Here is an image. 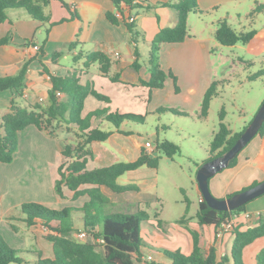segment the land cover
<instances>
[{"label": "crops", "instance_id": "1", "mask_svg": "<svg viewBox=\"0 0 264 264\" xmlns=\"http://www.w3.org/2000/svg\"><path fill=\"white\" fill-rule=\"evenodd\" d=\"M167 1L169 0H141L130 12L137 30L142 35V42H148L149 48L150 40L160 28L173 26L177 21L176 11L160 4ZM234 1L239 0H197L201 12L189 13L187 17L189 35L181 42L163 43L159 50L161 69L171 71L175 80L166 77L162 88L152 89L140 84V79L148 80L150 77L148 59L142 61L139 56L140 68L136 70L132 66L135 59L134 45L129 42L128 31L124 22L120 18L117 24H113L106 18L107 11H114V4L111 0H64L75 9L79 18H71L68 9L61 4L60 0H51L45 9V12L49 13L50 16L49 22L30 18L25 11L20 9L10 10L8 19L0 24V37L10 36L9 43L0 45V76L14 74L25 60L32 59L27 69L26 85L22 95L15 97L14 92L0 91V119L10 111L13 98L20 107L29 106L36 102L43 106L48 104L50 80L49 74L43 68L47 69L50 74L61 76L76 71L81 83L88 82L96 90L109 97V102H105L88 95L84 100L81 111L82 117L94 109L101 108L108 109V112L153 114L157 112V108L161 107L159 103L162 99H171L173 95H178L188 105L191 104L187 108L195 109L210 85L208 73H204L210 48L218 44L214 38L215 31L212 32L210 29L207 32L203 29L207 22L206 18L202 19L201 16L210 15L221 4ZM147 7H152L153 11L144 13L140 11L141 9L151 10ZM191 14H198L199 17L195 19V15ZM72 41H76L77 44L72 50H69L68 45ZM140 42L141 40L137 43V48L141 55L142 43ZM33 45H37L38 50L33 49ZM143 45L146 46V44ZM56 51H60L61 54L53 61L52 54ZM80 51L83 53L81 59L76 62L73 61V57L78 55ZM91 51H102L107 54L112 61L110 73L114 74L119 71L121 81L112 82L102 76L98 72L96 63L91 64L87 70H83L84 54ZM38 98H41L42 101H38ZM97 119L105 121L103 116L93 117L91 119L92 127L96 126L95 120ZM59 123L62 125L53 133H49L46 129H38L34 125H28L23 130L18 131L17 149L13 153L12 161H0V234L9 246L18 249L19 253H35L37 260L41 257H53L52 242L44 238L47 230L41 221L37 220L31 226H27L22 221L23 215L19 208L21 204L38 202L51 208L60 209L73 202L76 204L73 207L80 209L88 199L86 194L72 199L73 193L67 188L63 189L65 195L63 199L55 193L58 198L54 202L55 205L41 198L43 185L40 149L45 147L55 153L54 158L50 161L52 174L49 183L53 187L55 179L59 177L57 168L63 158L61 151L65 142L69 143L59 139L57 134L66 130L65 127H70L72 132L75 130L77 132L74 124H66L64 121ZM121 126L122 124L120 125L121 130L132 133L125 135L116 130L114 126L108 127L107 130H110L111 134L106 140L92 142L86 147L91 151V156H87V169L119 161L133 160L138 157L142 147L150 156L156 155L146 150L145 137L139 131L124 129ZM230 129L233 132L241 130ZM73 140L75 142L78 139L73 138ZM37 142L40 145H37ZM199 166L200 164L197 165V168ZM32 168H38L34 174H32ZM157 171L158 167L141 166L118 177L117 182L119 184L136 185L137 189L115 192L104 185L99 187L101 193L109 200L104 208L111 205L119 213L146 211L149 218L141 222L140 234L142 227L147 226V231L156 233L155 239L164 238L165 234L162 231L165 229L169 231L170 228L168 225H162L164 221L162 218L164 215L163 205L160 209L156 208L153 212L149 211L151 203L158 201ZM263 178L264 134H256L237 154V162L234 166L223 168L209 179V189L215 197H227L229 193L240 191L252 182L260 181ZM192 182L193 189L197 193L198 208L201 193L196 179H193ZM93 186L92 184H83L79 186V189ZM263 212L264 199L237 212L235 227L243 230L256 224L259 219H263ZM244 213L251 214V220H247ZM11 216H14L15 219L8 220L7 218ZM78 218H80V225L74 226L78 229L77 233L84 231L82 229L83 213ZM151 221L153 223H150ZM189 222L191 221L186 220L185 223H178L175 226L179 238L183 237L184 242L181 244L178 240L173 245V250L180 249L186 255L189 254L192 250L190 230H194L199 234V244L204 253L212 246L215 248L217 259L223 255L229 256L234 238L233 232H223L219 235L214 225H201L195 221L188 226ZM11 224L15 226L16 230L11 227ZM76 235L75 239L78 240ZM85 241L91 242L93 239L87 235ZM94 241L101 243V238H96ZM37 245L42 248V252ZM262 248H264V235L243 248V263L257 264L256 256ZM163 249L170 250L167 246L159 243L155 248L149 246L148 251L142 247L140 257L143 261H149L146 257L150 255L153 261L170 264L171 261L163 254ZM37 260H34L33 264H36ZM227 264H233L232 260L229 259Z\"/></svg>", "mask_w": 264, "mask_h": 264}, {"label": "trees", "instance_id": "2", "mask_svg": "<svg viewBox=\"0 0 264 264\" xmlns=\"http://www.w3.org/2000/svg\"><path fill=\"white\" fill-rule=\"evenodd\" d=\"M51 0H0V24L8 19L10 10L23 9L30 18L41 22H49V13L45 9ZM114 4V11H107L106 18L109 22L117 24L121 18L127 31L128 39L134 45L135 59L132 66L139 70V51L137 43L142 40L141 33L137 30L136 24L129 21L130 12L134 8V0H111ZM61 4L68 9L71 18H79L75 9L70 7L64 0ZM164 6L173 8L176 11L177 21L175 25L163 27L158 30L150 40L149 48V72L148 80L140 79V84L149 89L162 88L166 77L175 80L171 71L165 73L160 67L159 50L163 43L181 42L188 35L187 17L191 12H201L197 0H169L160 3ZM152 9V7H147ZM258 9H264V4H260ZM256 35V30L237 31L228 25L225 19L218 21V26L214 32L215 40L224 46H232L236 43L247 44ZM10 42V36L0 37V45ZM76 41L68 45L72 50ZM61 54L56 51L52 54V60ZM85 55L83 70L96 63L98 72L112 82L121 81L119 71L110 73L112 61L110 57L102 51H91ZM83 53L73 57V61L81 59ZM32 58L25 60L19 69L11 75L0 76V91L9 90L15 93V97L22 95L26 85V73ZM49 74L50 87L48 89V104L43 106L34 103L29 106L20 107L11 100L10 111L0 119V161L11 162L13 153L17 149V132L23 130L28 125H34L38 129H48L55 122L64 121L66 124H74L77 135L80 139L75 143H66L61 151L62 162L57 168L58 178L54 181V191L60 198H65L63 189L72 191V199L86 194L88 196L80 208L83 213L82 229L93 240L101 238V243L95 241H78L72 237L75 227L69 223L71 211L74 207L66 206L60 209L51 208L38 202L22 203L20 212L22 221L27 225H33L37 220L41 221L47 232L44 238L52 242L53 257L38 259L36 264H161L153 260L143 261L142 239L140 234L141 222L149 218L146 211L141 210L135 213H105L104 206L109 203L108 198L101 193L99 187L104 185L115 192L137 189L136 185H121L117 179L122 174L130 170H135L141 166L157 168L161 156L159 154L150 156L142 147L137 158L129 161L114 162L109 165L87 169V156H91V151L86 148L89 144L96 141H104L111 134L110 130H103L97 126H91L93 117L103 116L110 122L116 130L129 135L131 131H123L120 125L124 121L143 123L144 114L132 112L110 111L108 109H94L85 116H81L84 100L88 95H92L98 100L109 102V97L96 90L90 83H81L76 71L68 72L66 75H54L43 68ZM216 83L212 82L204 92L200 103V116H206L211 99L216 95ZM169 111L181 114L174 108L159 107L157 112ZM225 111L221 109L217 130L213 135L209 147V156L203 161H208L214 157L221 156L237 140L246 125L239 131L233 132L223 121ZM259 135L264 134V121L258 130ZM156 149L163 152L166 158H171L178 152L179 147L176 143L164 139L156 142ZM237 162V155L230 160L227 167H232ZM252 182L250 185L256 184ZM92 184L93 187L79 189L80 185ZM231 195V194H230ZM229 196V195H228ZM185 212L188 210L189 202L186 197ZM247 204V203H246ZM242 205L231 211H221L211 208L201 196L198 202L195 218L201 225H214L217 229L222 222L232 214L244 210ZM8 220H14L11 216ZM186 218L182 216L178 219L179 223H185ZM11 227L16 230L15 226ZM234 234L229 256L223 255L217 259L215 248L210 247L204 253L199 244V234L190 230L192 237V250L189 254H183L179 250L163 249V254L170 259V264H227L229 259L233 264H244L242 260V250L245 246L252 243L256 238L264 235V219H259L256 224L243 230L234 227L231 231ZM18 249L12 248L0 234V264H28L19 255ZM257 264H264V248L256 256Z\"/></svg>", "mask_w": 264, "mask_h": 264}, {"label": "rangeland", "instance_id": "3", "mask_svg": "<svg viewBox=\"0 0 264 264\" xmlns=\"http://www.w3.org/2000/svg\"><path fill=\"white\" fill-rule=\"evenodd\" d=\"M260 4H264V0L234 1L221 4L210 15L201 16L202 19L206 18L207 24L204 25L203 29L207 32L210 29L212 32L215 31L218 21L221 19H225L228 25L237 31L256 30L255 37L247 44L239 42L232 46H224L218 43L210 48L204 73H208L210 83H216L217 93L210 101L206 116H200L201 101L195 109H189L187 106L191 104L188 105L178 95H173L175 98L162 99L159 104L161 107L177 109L181 114L164 111L145 115L144 112H141L145 115L144 123L132 121L122 123V128L131 129L135 132L139 131L145 137L144 144L148 152L161 156L156 181L158 201L151 203L149 211L153 212L163 205L164 215L162 218L164 221L162 225H168L170 228L169 231L166 229L162 231L165 234L164 238L155 239L156 233L147 231V226L142 227L141 239L145 251L149 250V246L155 248L158 243L167 246L170 250L178 240L182 244L184 242L183 237L179 238L175 229L179 223L178 219L184 216L187 221H191L188 226L196 221L197 193L193 189L192 180L196 179L197 165H201L203 160L209 156L210 142L217 130L221 109L225 111L223 121L230 128L239 130L250 122L264 99V9H258ZM20 10L24 11L23 9ZM140 11L144 13L153 10L141 9ZM191 15H195V19L199 17L198 14ZM140 43H142L140 59L145 61L148 59L149 44L142 42V40ZM167 72L165 71V73ZM61 125L59 122H55L48 126L49 133L55 132ZM95 125L103 130L113 127L110 122L106 120L103 122L99 119L95 120ZM65 129L57 134L59 139L70 143L74 142L73 138L80 139L76 130L72 132L70 127H65ZM164 139L176 143L179 147L178 152L173 154L171 158H166L161 150L156 149V142ZM37 145L40 143L37 142ZM40 151L43 185L41 198L55 205L54 202L58 198L49 183L52 174L50 161L54 158L55 153L45 147H42ZM37 169L32 168V174ZM184 197L189 202V209L186 212ZM263 199L264 194L249 201L245 207H251ZM67 206L73 207L76 204L70 202ZM103 212L112 213L116 212V209L107 205ZM79 216H82V210L74 209L67 221L77 227L80 225ZM77 230L75 228L72 233L73 238H75ZM37 247L42 252V248L39 245ZM177 250L180 251V249ZM180 252L183 253V251ZM18 255L28 264H33L34 260H37L35 253L32 252L19 253ZM41 259L44 258L41 257Z\"/></svg>", "mask_w": 264, "mask_h": 264}, {"label": "water", "instance_id": "4", "mask_svg": "<svg viewBox=\"0 0 264 264\" xmlns=\"http://www.w3.org/2000/svg\"><path fill=\"white\" fill-rule=\"evenodd\" d=\"M263 121L264 99L235 143L221 156L205 161L198 167L195 176L196 182L201 196L211 208L221 211H231L264 194V178L256 184L249 185L224 198L215 197L209 189V179L215 173L228 166L230 160L258 133Z\"/></svg>", "mask_w": 264, "mask_h": 264}, {"label": "built area", "instance_id": "5", "mask_svg": "<svg viewBox=\"0 0 264 264\" xmlns=\"http://www.w3.org/2000/svg\"><path fill=\"white\" fill-rule=\"evenodd\" d=\"M135 3H140L141 0H134ZM133 17L131 16L129 18V21H133ZM33 49L38 50V46L37 45H33L32 46ZM25 96H27V94L25 93ZM38 101H42L41 98H38ZM244 216L247 220H251V214L249 213H244ZM262 217L264 219V212L262 214ZM237 222V213L232 214L228 219H226L224 222L221 223V225L217 228V234H222L223 232H230L233 230V228L235 227ZM78 241H85V239L87 238V234L85 233V231H79L76 235ZM94 241V240H93ZM147 260H151L152 257L150 255H148L146 257Z\"/></svg>", "mask_w": 264, "mask_h": 264}]
</instances>
